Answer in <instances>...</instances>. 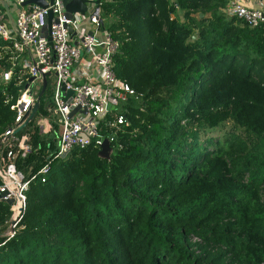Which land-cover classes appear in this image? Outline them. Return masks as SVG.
<instances>
[{"label":"trees","instance_id":"16d2710c","mask_svg":"<svg viewBox=\"0 0 264 264\" xmlns=\"http://www.w3.org/2000/svg\"><path fill=\"white\" fill-rule=\"evenodd\" d=\"M227 3L100 0L113 72L140 99L101 132L115 137L109 160L94 144L55 159L43 95L9 139L28 135L32 151L15 161L28 187L12 237L0 202V264H264V27ZM9 60L0 43V77ZM28 79L17 68L0 83V141Z\"/></svg>","mask_w":264,"mask_h":264},{"label":"built area","instance_id":"2783aa9c","mask_svg":"<svg viewBox=\"0 0 264 264\" xmlns=\"http://www.w3.org/2000/svg\"><path fill=\"white\" fill-rule=\"evenodd\" d=\"M27 1L14 2L17 34L0 7V43L10 53L9 68L2 73L0 83L9 82L17 68L29 77L13 107V123L0 141V202L9 205L11 213L4 234L7 237L14 235L13 229L26 208L28 182L17 171L15 161L32 151L28 135L17 142L9 139L25 122L40 95L42 76L48 74L43 92L44 95L48 91V97L44 100V114L38 115L39 103L35 116L38 115L40 132H50L53 125L59 128L55 159H64L72 150L91 144L99 148L104 140L112 148L114 134L103 138L101 132L126 126L123 107L130 100L140 99L113 72L119 45L105 30L99 5L91 3L84 15L69 16L62 0H43L45 8L24 5ZM224 13L251 28L264 27V9L247 8L235 0L227 4ZM48 173V166L40 171L42 176Z\"/></svg>","mask_w":264,"mask_h":264},{"label":"water","instance_id":"95a60500","mask_svg":"<svg viewBox=\"0 0 264 264\" xmlns=\"http://www.w3.org/2000/svg\"><path fill=\"white\" fill-rule=\"evenodd\" d=\"M63 5L65 7L66 12L68 13L69 16L75 15V14H79V15H84L86 12V6L87 4L90 2L89 0H62ZM95 3L97 5H99V1H95ZM29 4H34L37 5L39 7L45 8L46 7V3L43 0H28L24 5H29ZM0 7L4 10L5 15L8 19V24L10 26V28L14 31L15 34H17V30L15 28V24H14V20L12 17V13L14 12V10L16 9L15 6L12 5V3L7 2L6 0H0ZM48 76V74H45L42 76V90L40 95L38 96L35 104L32 107V110L30 112V114L28 115V117L26 118L25 122L20 126V128L15 132L18 133L19 131L23 130L25 127L28 126L29 123H31L39 109V103H40V99L43 95V92L45 90V86H46V77ZM109 109H113L112 107H108ZM112 154V148L110 146V143L108 142V140H104L102 142V144L99 147V152H98V157L100 159H104V160H109L110 156ZM0 198H1V194H0Z\"/></svg>","mask_w":264,"mask_h":264},{"label":"crops","instance_id":"0c3cea01","mask_svg":"<svg viewBox=\"0 0 264 264\" xmlns=\"http://www.w3.org/2000/svg\"><path fill=\"white\" fill-rule=\"evenodd\" d=\"M7 2H9L8 0H6ZM90 2L87 4L86 7L89 6V4L91 3H95V1L97 0H89ZM100 2V0H98ZM232 1H235V0H228V3L227 4H230ZM242 6L244 7H247V8H253V9H264V0H238ZM96 4V3H95ZM14 6V4H12ZM16 10V9H15ZM14 10V12H16ZM4 11V10H3ZM43 96V95H42ZM45 100V99H44ZM40 103H41V99H40ZM37 116H35L36 118ZM34 118V119H35ZM58 131H59V128L58 126H56ZM53 128V127H51ZM46 133V132H45Z\"/></svg>","mask_w":264,"mask_h":264},{"label":"rangeland","instance_id":"374dc122","mask_svg":"<svg viewBox=\"0 0 264 264\" xmlns=\"http://www.w3.org/2000/svg\"><path fill=\"white\" fill-rule=\"evenodd\" d=\"M8 1H9L10 3H12V4H14V2H15V0H8ZM12 17H13V18H16V17H15V12L12 13ZM47 81H48V83H49V88H50V84H51V82H52V78L49 77V78L47 79ZM47 97H48V91L45 93V95H44L42 101H44V99H46ZM44 127H45V126H44ZM220 129H221L223 132H228V131H230V130L232 129V126L229 125V124H226V125L222 126V128H220ZM42 133L45 134V132H42Z\"/></svg>","mask_w":264,"mask_h":264}]
</instances>
